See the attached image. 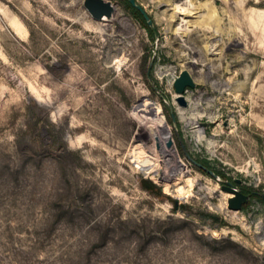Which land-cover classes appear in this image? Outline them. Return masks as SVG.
<instances>
[{
    "label": "rangeland",
    "instance_id": "1",
    "mask_svg": "<svg viewBox=\"0 0 264 264\" xmlns=\"http://www.w3.org/2000/svg\"><path fill=\"white\" fill-rule=\"evenodd\" d=\"M105 1L0 0V264H264V204L221 189L264 193V0H209L226 32L188 35L157 17L185 0H137L154 38Z\"/></svg>",
    "mask_w": 264,
    "mask_h": 264
},
{
    "label": "water",
    "instance_id": "2",
    "mask_svg": "<svg viewBox=\"0 0 264 264\" xmlns=\"http://www.w3.org/2000/svg\"><path fill=\"white\" fill-rule=\"evenodd\" d=\"M129 2L132 4L133 7H135L138 11L141 12L145 20L147 21L148 25L152 28L155 35H158L157 28L155 26V21L152 19L149 14L146 12V10L139 4H137V0H129ZM85 8L88 10V12L92 15L93 18L97 20H103L104 18H111L114 13V7L110 1L105 0H85ZM176 93L178 95L177 97V103L181 107H187V101L185 98V93L188 89H195L197 84L191 74L185 70L181 73V75L175 80L174 83ZM173 120L176 123V119L173 115ZM180 143L182 145V148L184 150V153L188 160L193 163L196 167L201 169L203 172L208 174L214 179H219V175L215 173L212 169L208 168L207 166L201 164L197 160H195L186 150L183 140L181 137H179ZM172 148V147H171ZM241 180H235V182L230 181H224L221 189L224 192H227L231 194V198L228 201V207L230 210L233 211H241L244 206H246L252 195H247L243 193L237 186V184H240ZM256 195L260 196L264 200V193L261 192H255Z\"/></svg>",
    "mask_w": 264,
    "mask_h": 264
},
{
    "label": "bare ground",
    "instance_id": "3",
    "mask_svg": "<svg viewBox=\"0 0 264 264\" xmlns=\"http://www.w3.org/2000/svg\"><path fill=\"white\" fill-rule=\"evenodd\" d=\"M173 6L174 7L172 9V12L160 13L164 15L165 18H161L160 15H157V17L160 21H166L169 25V31L173 32L174 34H178L181 32L180 34L188 35L189 33H192L194 30L198 29L206 32L211 31L214 34H223L226 32V28H224L223 26V15L213 1L208 0L202 4L196 5L194 0H185V2L182 4L173 2ZM189 18L195 19L194 21H190ZM106 20L108 19H103V21ZM183 27L186 28L183 29ZM206 48L208 49L209 46H206ZM163 178H166L167 182H169L170 180L168 177ZM187 182L189 186L190 180H187ZM177 184L179 185V183ZM185 189V187L180 186L177 190L179 192H183L186 191Z\"/></svg>",
    "mask_w": 264,
    "mask_h": 264
},
{
    "label": "trees",
    "instance_id": "4",
    "mask_svg": "<svg viewBox=\"0 0 264 264\" xmlns=\"http://www.w3.org/2000/svg\"><path fill=\"white\" fill-rule=\"evenodd\" d=\"M122 1H124V2L126 3L128 9L133 13V15L135 16V18H136V19H137V20L143 25V27H144V28L149 32V34L154 38V37H155V33H154V31L152 30V28L148 25L147 21L145 20V18H144L143 15L141 14V12L138 11L135 7H133L132 4L129 2V0H122ZM162 104L164 105V109H165V111H167V108H166V105L164 104V102H162ZM166 116H167V118L169 119L170 123H171L172 125H175V122H174L172 116L169 114L168 111L166 112ZM177 141H178V144H179V148H180L181 153H182L184 156H186L185 153H184V150H183V148H182V145H181V143H180V140H179L178 138H177ZM176 153H177V152H176ZM198 162H200V161H198ZM200 163L203 164V165H205V166H207L208 168H210V167L208 166V163H207V162L203 161V162H200ZM198 170H199L201 173H203V174H205V175H208V174H206L205 172H203L201 169L198 168ZM215 173H216V172H215ZM216 174L219 175V176H223V179H225V180H229V178L226 177V176L223 175V174H220V173H216ZM208 176H209V175H208ZM210 177H211V176H210ZM144 187H145V189H147L148 191H150V192L153 193V194H158V193L160 194V190H159L158 186H156L155 184H153L151 181H145V182H144ZM246 194H248V193H246ZM251 194H252L251 198L257 199L258 201H260L261 203L264 204V200H263L260 196L256 195L255 192H252ZM244 207H245V206H244ZM244 207H243V209H245Z\"/></svg>",
    "mask_w": 264,
    "mask_h": 264
},
{
    "label": "flooded vegetation",
    "instance_id": "5",
    "mask_svg": "<svg viewBox=\"0 0 264 264\" xmlns=\"http://www.w3.org/2000/svg\"><path fill=\"white\" fill-rule=\"evenodd\" d=\"M242 192L245 193V194L248 193L247 195H252V194H251L252 192H245V191H242ZM250 199H251V198H250Z\"/></svg>",
    "mask_w": 264,
    "mask_h": 264
}]
</instances>
